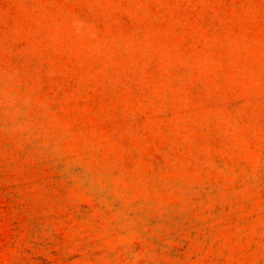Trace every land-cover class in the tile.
<instances>
[{"label":"rangeland","instance_id":"1","mask_svg":"<svg viewBox=\"0 0 264 264\" xmlns=\"http://www.w3.org/2000/svg\"><path fill=\"white\" fill-rule=\"evenodd\" d=\"M0 264H264V0H0Z\"/></svg>","mask_w":264,"mask_h":264}]
</instances>
